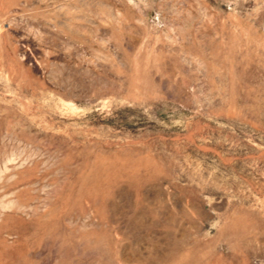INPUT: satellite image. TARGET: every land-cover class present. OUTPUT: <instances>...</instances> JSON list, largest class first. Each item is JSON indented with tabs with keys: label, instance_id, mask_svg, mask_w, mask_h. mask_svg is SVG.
<instances>
[{
	"label": "rangeland",
	"instance_id": "374dc122",
	"mask_svg": "<svg viewBox=\"0 0 264 264\" xmlns=\"http://www.w3.org/2000/svg\"><path fill=\"white\" fill-rule=\"evenodd\" d=\"M0 264H264V0H0Z\"/></svg>",
	"mask_w": 264,
	"mask_h": 264
}]
</instances>
